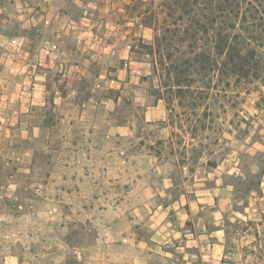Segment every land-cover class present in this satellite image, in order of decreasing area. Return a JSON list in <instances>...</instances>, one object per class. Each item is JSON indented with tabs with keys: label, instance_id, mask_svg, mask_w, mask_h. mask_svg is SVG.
Masks as SVG:
<instances>
[{
	"label": "rangeland",
	"instance_id": "1",
	"mask_svg": "<svg viewBox=\"0 0 264 264\" xmlns=\"http://www.w3.org/2000/svg\"><path fill=\"white\" fill-rule=\"evenodd\" d=\"M184 1L0 0V264H264V0Z\"/></svg>",
	"mask_w": 264,
	"mask_h": 264
},
{
	"label": "trees",
	"instance_id": "2",
	"mask_svg": "<svg viewBox=\"0 0 264 264\" xmlns=\"http://www.w3.org/2000/svg\"><path fill=\"white\" fill-rule=\"evenodd\" d=\"M172 7V6H171ZM231 7V5H230ZM204 11V4L201 0H186L183 3H176L173 5V12L174 14H177L181 17H184L187 15V20L189 21V25L187 27V30H192L193 32H200L203 28V12ZM228 12L231 14L230 18L232 19V16H235L232 14V8L228 10ZM157 14V15H156ZM155 15L158 16V11L155 12ZM229 27L234 28L235 24L232 22ZM232 33L227 32L225 35L218 36V39L216 38V45H215V52L218 55H226V60L224 62H228L231 64L232 68L236 69L237 67L241 70L245 69V66L247 65V57L246 55L241 54V52H237L233 47V43L231 40ZM218 40V41H217ZM194 60L200 61L201 60V53L197 52L194 56ZM8 153H16L15 150H12L11 147L8 148ZM8 154V155H9ZM16 158H12L11 155L7 159H3L2 162H0V170L8 169L9 171H17L19 168H23L21 163V158L19 156H14ZM15 159V160H13ZM15 161L16 163H14ZM3 163V164H1ZM5 166V167H3ZM5 171V170H4ZM35 253H38L36 251Z\"/></svg>",
	"mask_w": 264,
	"mask_h": 264
},
{
	"label": "crops",
	"instance_id": "3",
	"mask_svg": "<svg viewBox=\"0 0 264 264\" xmlns=\"http://www.w3.org/2000/svg\"><path fill=\"white\" fill-rule=\"evenodd\" d=\"M214 217H215V220H214L212 215L207 216L203 222L198 220L197 224H193L192 226H190V227L193 228L194 234L192 235V238L187 241L186 246L183 249V253L182 254H183V258H184V264L191 263L192 262L191 261L192 257L194 256L192 254V252L189 250V247H193V249L194 248L197 249V248L203 247V245H201V243H202L204 237H215L216 240L219 239L221 241L222 235H223V228L220 226L221 225V221H222V220L220 221V219H222V217H219L218 214H216ZM196 225L200 226L201 228L199 227L197 229ZM217 244L218 243H213V250H211V251L209 250L208 252L203 253V258L207 259L208 261L213 262L215 264L216 263H220L221 264L222 261L220 262L216 258L218 256L217 255L218 254V250H216L217 249L216 248ZM158 246L160 247V250L162 251L163 258L166 261H168V263H169V257H168L169 247H168V244L166 243V245H164V248H163V245H161V244L158 245ZM206 246L209 247V249H210V247L212 245H210V244L208 245L207 244Z\"/></svg>",
	"mask_w": 264,
	"mask_h": 264
},
{
	"label": "built area",
	"instance_id": "4",
	"mask_svg": "<svg viewBox=\"0 0 264 264\" xmlns=\"http://www.w3.org/2000/svg\"><path fill=\"white\" fill-rule=\"evenodd\" d=\"M194 234L193 228L184 227L183 231L174 239L168 242L169 264H184L183 249L187 243V237Z\"/></svg>",
	"mask_w": 264,
	"mask_h": 264
}]
</instances>
